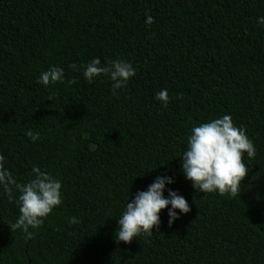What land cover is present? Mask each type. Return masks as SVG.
<instances>
[{"label":"trees","instance_id":"16d2710c","mask_svg":"<svg viewBox=\"0 0 264 264\" xmlns=\"http://www.w3.org/2000/svg\"><path fill=\"white\" fill-rule=\"evenodd\" d=\"M260 16L264 0H0V154L20 182L33 165L60 178L63 197L25 241L7 224L17 205L0 191V264H264ZM97 56L136 69L115 97L106 76L87 83L68 67ZM50 65L65 83H37ZM163 88L166 107L154 98ZM224 114L256 154L243 157L238 196L204 195L179 156L194 124ZM165 173L174 183L164 195L177 190L190 211L169 226L165 208L153 236L116 242L128 193Z\"/></svg>","mask_w":264,"mask_h":264},{"label":"clouds","instance_id":"9594fccd","mask_svg":"<svg viewBox=\"0 0 264 264\" xmlns=\"http://www.w3.org/2000/svg\"><path fill=\"white\" fill-rule=\"evenodd\" d=\"M153 22V17L146 11L145 23L150 25ZM256 23L264 28V16L257 17ZM68 67L81 72L87 83L106 76L111 82V94L114 97L118 90L126 87L136 71L130 61L116 58L101 63L98 56L80 67ZM66 82L77 83L75 78ZM37 83L44 87L65 83L64 69L50 65L40 72ZM154 98L166 107L170 100L168 89L159 90ZM51 99L50 96L48 100ZM25 135L32 142L40 138V133L31 129H28ZM245 154L249 159L255 156L253 141L246 135L243 127L236 126L232 117L224 114L191 127L186 137V146L179 156L180 171L186 180L191 181L192 188L197 192L204 195L216 193L238 196L241 181L248 172V165L243 159ZM172 183L174 178L165 173L155 177L146 190H138L131 200L128 193L117 219L118 231L114 237L116 242L128 243L141 235L153 236L152 230L158 229L160 225L159 213L165 208L169 226L179 215L190 211L189 204L177 190L168 188L167 195H164L166 185ZM61 189V179L37 165L31 167L24 182L18 181L7 166L6 157L0 154V191L18 208L15 220L7 224L11 231L19 230L23 233L25 241L31 239L40 230L45 219L62 204ZM79 222V218L75 216L68 219L69 224Z\"/></svg>","mask_w":264,"mask_h":264}]
</instances>
